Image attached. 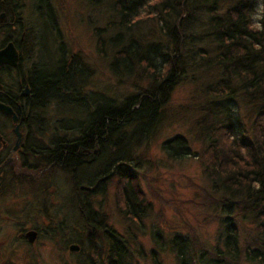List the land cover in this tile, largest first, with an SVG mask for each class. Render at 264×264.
<instances>
[{
  "label": "trees",
  "instance_id": "16d2710c",
  "mask_svg": "<svg viewBox=\"0 0 264 264\" xmlns=\"http://www.w3.org/2000/svg\"><path fill=\"white\" fill-rule=\"evenodd\" d=\"M87 2L104 6L105 27L95 31L98 51L117 81H128L134 90L112 96L90 88V68L56 42L55 9L51 0H41L37 12L43 3V14L36 16L45 29L41 36L31 30L37 43L23 59L31 92L18 95L22 79L0 84L16 111L23 114L19 103L31 115L28 128L37 139L31 144L44 146L36 149L37 161L60 163L67 175L77 162L69 185L78 190L84 211L88 183L102 184L109 164H122L126 172L116 175V204L139 224L149 207L136 150L167 118L176 85L188 82L196 99L191 127L202 146L194 149L176 133L162 147L170 157L199 158L207 186L196 193L198 204L215 212L219 227L214 244L199 249L194 230L172 231L167 241L159 232L158 237L170 243L180 264H264V0ZM0 116L10 124L9 115L0 110Z\"/></svg>",
  "mask_w": 264,
  "mask_h": 264
},
{
  "label": "flooded vegetation",
  "instance_id": "af4514ba",
  "mask_svg": "<svg viewBox=\"0 0 264 264\" xmlns=\"http://www.w3.org/2000/svg\"><path fill=\"white\" fill-rule=\"evenodd\" d=\"M40 2L0 0V49L11 42L18 55L16 64H0V84H15L22 79L25 86L18 95L28 96L31 92L28 64L23 59L37 43L38 37L31 30H39L41 36L45 29L44 20L36 16L43 14V3L37 12ZM0 100L17 115L13 120L11 114L0 109L11 121L9 124L0 116V264H108L109 260L135 264L131 259L146 255L140 244L129 247L126 231H117L108 222L104 203L95 198L96 189H106L118 173L126 172V167L121 164L116 168L110 163L102 184L88 183L84 211L77 189L69 185L71 191L62 190V183L75 182L77 162H72L71 174L67 175L60 163L37 161L36 149L44 146L31 144L37 139H33L35 131L28 128L30 113H25L22 105L19 108L18 102L17 108L23 114L17 112L4 91L0 92ZM16 123L20 137L14 131ZM149 252L150 264L154 258V264L160 262L155 248Z\"/></svg>",
  "mask_w": 264,
  "mask_h": 264
},
{
  "label": "rangeland",
  "instance_id": "374dc122",
  "mask_svg": "<svg viewBox=\"0 0 264 264\" xmlns=\"http://www.w3.org/2000/svg\"><path fill=\"white\" fill-rule=\"evenodd\" d=\"M51 3L59 27L56 42H63L68 54L77 53L90 68L88 86L112 96H121L134 90V86L128 81H117L109 69L107 57L104 58L98 51L95 31L98 26L105 27L106 19L100 11L104 6H93L87 0H51ZM195 101L191 84H177L167 103V118L150 141L142 142L136 150L141 163L138 165L139 183L144 192L145 204L149 207V210L144 212L146 214L141 223L127 220L121 207L115 204L116 176L106 189H100L95 195L96 199H101L108 211V222L117 231H126L129 247L140 244L147 251L146 255L138 254L136 258H128L135 264L151 263L150 248L156 249V257L163 264H180L181 259L178 260L175 252L171 251L170 243L166 242L173 236L172 231H196L200 241L198 249L201 246H211L216 241L215 235L219 225L218 219H212L215 212L198 204L199 196L196 193L207 186L199 158L195 154L170 157L162 147L164 140L173 134L181 133L187 136L188 143L194 149H200L202 142L196 138L197 132L191 127L196 111ZM144 150L147 152H143ZM62 190L71 191L69 184L62 183ZM157 232L166 239L164 245ZM199 252L198 250L195 254L199 255Z\"/></svg>",
  "mask_w": 264,
  "mask_h": 264
},
{
  "label": "water",
  "instance_id": "95a60500",
  "mask_svg": "<svg viewBox=\"0 0 264 264\" xmlns=\"http://www.w3.org/2000/svg\"><path fill=\"white\" fill-rule=\"evenodd\" d=\"M17 59H18L17 51L11 42L8 43L5 47L0 49V64L2 62H8L14 65L17 63ZM0 109L8 114H11L12 119L16 120L17 118L16 112L12 109V107L9 104L0 100ZM14 131H16L18 137H20L17 123L14 126Z\"/></svg>",
  "mask_w": 264,
  "mask_h": 264
}]
</instances>
